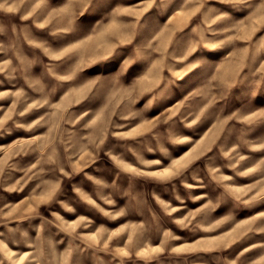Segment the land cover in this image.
Instances as JSON below:
<instances>
[{"label":"rangeland","instance_id":"rangeland-1","mask_svg":"<svg viewBox=\"0 0 264 264\" xmlns=\"http://www.w3.org/2000/svg\"><path fill=\"white\" fill-rule=\"evenodd\" d=\"M0 264H264V0H0Z\"/></svg>","mask_w":264,"mask_h":264}]
</instances>
